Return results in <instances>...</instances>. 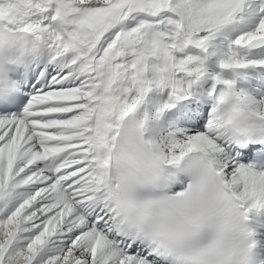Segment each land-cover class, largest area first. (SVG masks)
Returning a JSON list of instances; mask_svg holds the SVG:
<instances>
[{"label": "snow or ice", "instance_id": "obj_1", "mask_svg": "<svg viewBox=\"0 0 264 264\" xmlns=\"http://www.w3.org/2000/svg\"><path fill=\"white\" fill-rule=\"evenodd\" d=\"M260 210L264 0H0V264H254Z\"/></svg>", "mask_w": 264, "mask_h": 264}, {"label": "clouds", "instance_id": "obj_2", "mask_svg": "<svg viewBox=\"0 0 264 264\" xmlns=\"http://www.w3.org/2000/svg\"><path fill=\"white\" fill-rule=\"evenodd\" d=\"M209 184L211 179L209 178ZM209 238L206 243H201L200 247L208 248L215 244L217 248L228 249L226 256H209L205 259L204 264H237L238 261H243L244 256L240 254V240L231 232L207 229ZM249 259L251 257H248Z\"/></svg>", "mask_w": 264, "mask_h": 264}, {"label": "bare ground", "instance_id": "obj_3", "mask_svg": "<svg viewBox=\"0 0 264 264\" xmlns=\"http://www.w3.org/2000/svg\"><path fill=\"white\" fill-rule=\"evenodd\" d=\"M260 211H264V210H260ZM261 244H262V247L264 249V233L262 234L261 236V240H260Z\"/></svg>", "mask_w": 264, "mask_h": 264}]
</instances>
